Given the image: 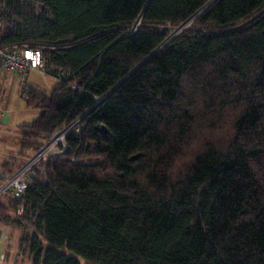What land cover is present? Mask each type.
Wrapping results in <instances>:
<instances>
[{"label": "trees", "instance_id": "1", "mask_svg": "<svg viewBox=\"0 0 264 264\" xmlns=\"http://www.w3.org/2000/svg\"><path fill=\"white\" fill-rule=\"evenodd\" d=\"M0 21V44L40 47L59 81L22 96L40 114L6 175L80 119L21 197H0L18 255L264 264V0H0Z\"/></svg>", "mask_w": 264, "mask_h": 264}, {"label": "built area", "instance_id": "2", "mask_svg": "<svg viewBox=\"0 0 264 264\" xmlns=\"http://www.w3.org/2000/svg\"><path fill=\"white\" fill-rule=\"evenodd\" d=\"M1 31V21H0ZM0 68L16 73L20 77V95H26L28 77L32 70L45 71L42 49L38 46H4L0 44ZM0 99V111H3ZM80 119L64 123L46 139L45 145L28 157L15 173L5 176L0 186V197H21L27 188L28 180L39 176L49 159L63 156L67 150L66 137L73 130H78ZM21 212V209H19Z\"/></svg>", "mask_w": 264, "mask_h": 264}, {"label": "rangeland", "instance_id": "3", "mask_svg": "<svg viewBox=\"0 0 264 264\" xmlns=\"http://www.w3.org/2000/svg\"><path fill=\"white\" fill-rule=\"evenodd\" d=\"M191 21L187 22L184 26L190 24ZM135 25L134 27H136ZM182 28H175L174 34L178 33ZM58 79L47 74L45 71L40 70H32L28 77V85L37 91L49 94L54 87L58 84ZM5 87L0 86V99L2 101L3 111H0V164L7 159V157L11 153H15L19 148V137H20V126L23 124L32 123L40 114L39 109L30 108L27 106L25 100L20 96V87L15 86L11 90V106H8V102L6 101V90L3 91ZM7 91L8 88H7ZM9 92H7V95ZM32 156V155H31ZM30 156V157H31ZM0 172H4L0 167ZM7 174L6 176H8ZM2 182H0L1 186ZM18 213V212H17ZM21 230L24 233V228H16L17 233L11 236L10 247L8 246L10 251V255L8 259H4L0 262V264H31L29 260L27 252H20L18 255L17 243L18 239L21 235ZM15 231V232H16ZM28 231H32L30 228ZM22 233V234H23ZM62 251L65 253L77 257L81 264H93L89 263L84 257L76 254L75 252L69 250L68 248H62ZM6 260V261H5Z\"/></svg>", "mask_w": 264, "mask_h": 264}, {"label": "crops", "instance_id": "4", "mask_svg": "<svg viewBox=\"0 0 264 264\" xmlns=\"http://www.w3.org/2000/svg\"><path fill=\"white\" fill-rule=\"evenodd\" d=\"M1 85L5 87L3 91L6 90V101L8 102V106L10 107L11 106V93H12L11 90L15 88V86L20 87V77L16 73H12L3 68H0V86ZM28 87L30 86L28 85ZM7 88L9 91H7ZM7 92H9L8 95H7ZM10 155H13V153H11ZM0 167H1V164H0ZM3 176H6V173L0 172V177H3ZM16 228L18 227H15L12 225H5L0 222V262L6 258L8 259V256L10 255L9 253L11 249H9L8 246L10 247L9 242L11 240V236L17 233Z\"/></svg>", "mask_w": 264, "mask_h": 264}, {"label": "water", "instance_id": "5", "mask_svg": "<svg viewBox=\"0 0 264 264\" xmlns=\"http://www.w3.org/2000/svg\"><path fill=\"white\" fill-rule=\"evenodd\" d=\"M113 90H114V89H113ZM113 90H112V91H113ZM105 97H106V96H104L103 98H101V99H100V100H99V101L93 106V108H94L95 106H97L101 101H103V100L105 99ZM93 108H92V109H93ZM92 109H91V110H92ZM91 110H89L88 113H89ZM104 129H105V127H104Z\"/></svg>", "mask_w": 264, "mask_h": 264}]
</instances>
